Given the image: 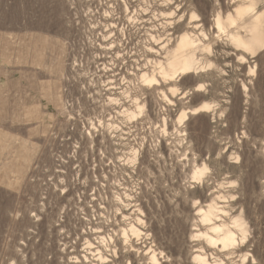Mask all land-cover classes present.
Masks as SVG:
<instances>
[{"label": "rangeland", "instance_id": "obj_1", "mask_svg": "<svg viewBox=\"0 0 264 264\" xmlns=\"http://www.w3.org/2000/svg\"><path fill=\"white\" fill-rule=\"evenodd\" d=\"M263 12L264 0H0V264H198L196 252L264 264V41L231 36L248 39ZM190 30L205 38L196 73L174 94L144 83ZM209 202L235 245L196 233Z\"/></svg>", "mask_w": 264, "mask_h": 264}, {"label": "bare ground", "instance_id": "obj_2", "mask_svg": "<svg viewBox=\"0 0 264 264\" xmlns=\"http://www.w3.org/2000/svg\"><path fill=\"white\" fill-rule=\"evenodd\" d=\"M241 2V1H240ZM239 6V5H238ZM245 11V8L244 7H238L237 8V10H236V12H237V14L238 15H240V14H242L243 12ZM235 13V12H234ZM260 18L262 19V22L264 23V12L263 13H261V14H258L257 16H256V20H254V21H256L253 25L251 24V28L249 29V38L248 39H246V40H244V39H242V37H239V36H234V35H232L231 34V36H232V38L234 39L235 38V40L237 41V43H239L240 45H242L241 47H245V48H249V49H252V46H261L262 44H263V39H264V34L262 33V31L260 30V27H259V22H260ZM228 19H229V21L230 22H233V19H232V17L231 16H229L228 15ZM216 21H215V23H216V26H217V28L219 29V30H222L223 29V26L224 25H222V22H221V20L219 19V18H217V19H215ZM179 21V20H178ZM173 22V21H172ZM215 25V24H214ZM191 26V25H190ZM262 26V25H261ZM193 27V26H192ZM183 28V27H182ZM196 28H198L197 26H196ZM215 28V27H214ZM192 29V28H191ZM195 29V28H194ZM199 30V29H198ZM201 30V29H200ZM262 30H263V28H262ZM203 32H205V30H203ZM222 32V31H221ZM196 33H197V31H196ZM196 33H194L193 31H191L190 30V32L189 31H186V32H184V33H182L181 35H179L178 37H177V39H176V43L174 44V46L172 47V48H168V49H166L165 48V46H163V48H165V53H166V61H165V63L163 62H158V71L157 72H155V74H151V75H148L147 73H143L142 75H141V78H142V81L144 82V83H147V84H151L150 86H154L155 85V87L157 86V85H161L162 83H166V84H169V83H171L172 84V86L171 87H169V89H170V92L172 93V94H174L176 91H177V88L174 86L175 84H173V82L175 83L176 81H179L183 76H185V75H188V74H191V73H196V70H197V68L199 67V61L198 60H200V59H198L197 58V56H196V51L198 50V49H200V47L203 45V40H205V38H203V40L199 37V35L198 34H196ZM200 33H201V31H200ZM225 33V32H224ZM223 34V33H222ZM248 34V33H247ZM204 35V34H203ZM230 34L228 33V36H229ZM166 36V35H165ZM177 36V35H176ZM171 38H173V37H171ZM208 38V37H207ZM213 38V37H212ZM217 38V37H216ZM218 39V38H217ZM172 40V39H171ZM216 41V40H215ZM210 45V44H209ZM264 45V44H263ZM167 46V45H166ZM212 46V45H211ZM210 47V46H209ZM211 48V47H210ZM240 49V48H239ZM160 50V49H159ZM149 52V51H148ZM161 52V51H160ZM243 52V51H242ZM160 56V55H159ZM160 57H162V56H160ZM243 57V56H242ZM201 58H202V56H201ZM149 60H151L150 58H149ZM153 60V59H152ZM144 61V60H143ZM201 61H202V59H201ZM244 61V60H243ZM151 63H152V61H151ZM141 66V65H140ZM156 68V67H155ZM149 69V68H148ZM147 69V70H148ZM135 70H137V69H135ZM150 70V69H149ZM251 72H253V71H251ZM137 73V72H136ZM136 82V81H135ZM141 83V82H140ZM143 86H145V85H143ZM129 87V86H128ZM166 88V87H165ZM127 89V88H126ZM158 89H160V88H158ZM194 90H201V85H197V86H195L194 87ZM128 91H130V90H128ZM135 91V90H134ZM123 92V91H122ZM151 94V93H150ZM152 94H154V93H152ZM182 94V96L184 95V92H182L181 93ZM124 95V94H123ZM127 96V95H126ZM163 96H164V99L167 101V104L169 103L170 105H171V103H173L172 102V100L171 99H169V98H167V96L165 95V94H163ZM128 97V96H127ZM133 98H134V96H133ZM133 98H131V99H129V100H133L134 101V99ZM138 98V97H137ZM114 99V98H113ZM112 99V100H113ZM141 99V98H140ZM156 99V98H155ZM137 100V99H136ZM135 100V101H136ZM119 101V100H118ZM135 101H134V103H135ZM156 101V100H155ZM112 102V101H111ZM115 102V101H114ZM139 102H141L140 100H139ZM130 103V102H129ZM133 103V102H132ZM131 103V104H132ZM205 103H207V102H204V104H201V105H199V106H197V107H194V108H192V109H190L191 111H192V113H197V112H200V111H209L210 110V104H205ZM114 104V103H113ZM136 104V107H137V109H140L141 110V106H142V104L140 103V104H138V103H135ZM134 104V105H135ZM168 104V105H169ZM144 106V105H143ZM136 107L134 108V109H136ZM131 109V108H130ZM137 109H136V111H137ZM142 110H143V108H142ZM125 111V110H124ZM130 111V110H129ZM132 111V110H131ZM130 111V112H131ZM139 111V110H138ZM122 112H123V110H122ZM133 112H135V111H133ZM143 112V111H142ZM124 113V112H123ZM137 113V112H136ZM136 113H130V115L131 116H133V115H135ZM143 113H145V112H143ZM188 113V111L187 110H185V109H183V110H181L180 111V114H179V116H178V122H182L184 119H186L187 118V114ZM118 114V113H117ZM129 115V114H128ZM128 115H125V116H128ZM143 114H141V116H142ZM146 115H147V113H146ZM131 116H129V120H131ZM134 117V116H133ZM136 117H137V114H136ZM125 120V119H124ZM134 120V119H133ZM177 122V123H178ZM137 123V122H136ZM165 128V127H164ZM163 128V129H164ZM130 130V129H129ZM163 132V131H162ZM165 132H167V131H165ZM166 134V133H165ZM179 134V133H178ZM131 151H132V149H131ZM131 151H130V153H131ZM138 151V150H137ZM134 152V151H133ZM132 152V153H133ZM134 153H137L136 151L134 152ZM133 153V154H134ZM139 153V152H138ZM263 154H264V148H263ZM135 155V157H136V154H134ZM134 155H133V157H134ZM131 156H132V154H131ZM132 160V159H131ZM135 160V159H134ZM202 170H196L195 172H194V174H193V177L195 178V179H200V177H201V174H202V172H201ZM218 197H220V196H218ZM222 197V196H221ZM212 201H214V200H212ZM214 203V202H213ZM213 203H211V202H209V203H207V206L203 209V208H201V207H199V212L198 213H200L201 214V219L204 221V222H207V223H210V224H213V222H212V218L215 216V217H217L216 216V210L218 209V208H221V207H218V208H216L215 206H214V204ZM215 204H217L216 202H215ZM197 210V211H198ZM221 210V209H220ZM222 211V210H221ZM220 212V211H219ZM199 214V215H200ZM218 215V214H217ZM126 216V215H125ZM127 217V216H126ZM200 217V216H199ZM218 218V217H217ZM216 218V219H217ZM137 219V218H136ZM200 219V220H201ZM236 219V220H235ZM234 219V225H236V226H242V223H241V221L240 220H237V218H235ZM138 220V219H137ZM215 219L213 218V221H214ZM204 222H202V223H204ZM222 223V222H221ZM131 223H129L128 224V226L130 225ZM209 224V227H207L206 229V231H200V232H196V233H199V235H201V236H203L204 238V240L208 243H210V244H213L214 246L216 245V244H221L222 246L221 247H227V246H232V245H235L236 244V239H235V236L236 235H234V232L230 229V227H225V225H223V224H217V223H215V224H213V225H210ZM227 225V224H226ZM128 226H127V228H128ZM126 227V226H125ZM130 228L128 229L132 234H134V235H138V233H139V230L136 228V226H133V224H131L130 226H129ZM126 228V229H127ZM121 229H123V231H124V233H125V235H127V233L128 232H126V230H124V228H121ZM242 231L244 230V229H241ZM121 233H123V232H121ZM120 233V234H121ZM142 233H143V231H142ZM129 234V233H128ZM140 234V233H139ZM123 235V234H122ZM130 235V234H129ZM198 235V236H199ZM194 236H197L196 234L194 235ZM200 236V237H201ZM103 237V236H102ZM101 237V238H102ZM110 237V236H109ZM111 238V237H110ZM126 238V237H125ZM202 238V237H201ZM105 239H106V237H105ZM105 239H104V241H105ZM123 240V239H122ZM128 240V239H127ZM126 240V241H127ZM101 241H103V240H101ZM110 241H112V240H110ZM129 241V240H128ZM90 242H88V244H89ZM152 247H150V249H151ZM153 249V248H152ZM115 250V249H114ZM148 250V249H147ZM198 250V249H197ZM149 251V250H148ZM148 251L146 252V253H148ZM200 251V250H199ZM113 252V251H112ZM114 252H117V251H114ZM154 252H156V251H154ZM99 253V252H98ZM100 253H102V252H100ZM100 253L98 254V255H100ZM157 254V253H156ZM114 255H116L115 253H114ZM113 255V256H114ZM156 255L153 253L152 255H150V259L152 260V262H153V264H159V262L157 261V259L158 258H156L155 257ZM98 257V256H97ZM100 257V256H99ZM104 257H106V256H104ZM148 257H149V255H148ZM209 257V256H208ZM241 257V256H240ZM243 257V256H242ZM101 258H103V254H102V257ZM106 259V258H105ZM108 259V258H107ZM106 259V260H107ZM209 259V258H208ZM150 260V261H151ZM214 260H216V259H214ZM109 261H110V259H109ZM193 261H195V262H199V263H201V264H211L209 261H210V259H209V261L207 260V257L203 254V252L202 253H200V252H196V253H193ZM212 261V260H211ZM103 262V261H102ZM105 262V261H104ZM100 263V262H99ZM106 263V262H105ZM198 263V264H199ZM232 263V262H231ZM151 264V263H150ZM220 264V263H219ZM230 264V263H229ZM244 264H245V262H244Z\"/></svg>", "mask_w": 264, "mask_h": 264}]
</instances>
